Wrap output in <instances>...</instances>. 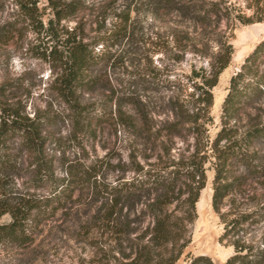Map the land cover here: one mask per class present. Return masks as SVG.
<instances>
[{
  "label": "trees",
  "instance_id": "obj_1",
  "mask_svg": "<svg viewBox=\"0 0 264 264\" xmlns=\"http://www.w3.org/2000/svg\"><path fill=\"white\" fill-rule=\"evenodd\" d=\"M46 1L40 6L42 0H12L15 10L0 24V50L20 45V51L49 64L52 94L63 105L71 129L66 137L58 135L54 126L61 112L52 104L29 115L20 100L13 101V87L0 85V248L32 245L50 219L84 197L90 198L91 212L78 238L92 240L96 234L103 240L80 264H176L191 241L189 225L197 218L196 204L210 163L212 207L223 224L219 241L234 248L225 264H264V108L259 104L264 96V40L231 76L221 128L213 139L209 134L213 88L235 53L234 25L264 22V0H246L245 7L226 0H130L120 10L110 2ZM143 5L155 18L182 26H173L169 51L176 48L210 59L209 67L192 65L182 75L186 84H173L152 61L130 72L128 84H169L172 95L160 119L151 103L134 93L114 103L91 100L100 84L112 87L111 71L124 66L117 53L132 38L131 27ZM108 19L113 22L110 28ZM89 22L98 25L92 38ZM224 22H230V31L221 28ZM213 43L217 49L210 54ZM98 45H103L99 52ZM178 57L182 54L171 56ZM188 84L192 92L175 94ZM245 116L254 118L241 130ZM107 127L127 143V159L120 153L89 161L66 155L67 143L95 142ZM190 138L191 147L173 156L176 140ZM110 171L120 173L114 181L108 178ZM128 172L133 176L127 178ZM225 205L229 208L223 211ZM6 215L9 220L1 222ZM259 225L258 241H249L245 231ZM190 258L189 264H215L209 255Z\"/></svg>",
  "mask_w": 264,
  "mask_h": 264
},
{
  "label": "rangeland",
  "instance_id": "obj_2",
  "mask_svg": "<svg viewBox=\"0 0 264 264\" xmlns=\"http://www.w3.org/2000/svg\"><path fill=\"white\" fill-rule=\"evenodd\" d=\"M88 4H101L110 2L116 8L124 9L130 0H86ZM228 4L236 3L243 7L246 6V0H226ZM47 1L42 0L40 6L46 5ZM15 7L12 0H0V24H2L13 13ZM49 11V10H47ZM114 21H116L114 19ZM112 19L107 20V28H110ZM68 26H73L74 22H67ZM181 25L165 19L155 18L148 7L143 5L137 15V19L132 25L134 34L132 38L124 42L121 50L117 55L125 60L124 66L111 71L112 87L106 84H100L99 91L94 92L92 99H113V103L118 98H123L124 94L134 93L143 101H147L156 118L160 119L165 116L166 104L172 91L168 90L169 84H128L132 79L130 72H134L138 68L136 66H147L151 63L161 69L163 74L168 75L170 80H175L173 84H186L183 74L188 73L191 66L209 67L210 59L208 56H200L197 53L186 51L181 52L172 49L175 54H182V58L172 59V52L169 47H173V39L170 32L173 26ZM234 36L232 43L235 53L230 65L221 73L217 85L213 88L214 105L211 109L213 124L210 126V137L213 139L221 128L222 103L228 92L229 80L231 76L240 69L246 57L253 51L255 46L264 40V22L243 25L235 23ZM97 23H88L87 34L89 37L96 36ZM224 31H230L232 25L230 22H224L221 25ZM33 34L29 33L28 38H32ZM103 45H98L96 51L103 49ZM211 52L217 49L216 43L211 44ZM116 49V48H115ZM113 49V50H115ZM121 55V56H120ZM133 62V65L130 63ZM119 64V62H117ZM118 66V65H117ZM54 76L51 67L47 62L36 57L31 52L20 51L18 47H11L0 50V85L9 84L13 87L15 97L13 101L20 100L25 105L26 112L33 115L34 111L45 109L48 104H52L54 109L61 112L55 126L54 131L64 137L70 134V122L63 117V105L59 104L51 91ZM184 91L176 90L177 95L183 97L193 88L190 84ZM111 86V85H110ZM174 86V85H171ZM11 91V92H13ZM11 93H9L10 95ZM259 104L264 108V96ZM115 108V105L112 107ZM129 108V107H128ZM253 116H245L240 122L241 130L251 122ZM264 119V115L262 116ZM65 119V121L63 120ZM100 139L93 142L91 139H85L78 144L73 142L67 143L70 149L66 152L67 156H75L80 160H92L94 158L103 157L109 153L111 158L119 155L123 159H127L129 149L127 143L120 142L116 139L113 130L107 127ZM193 139L176 140L172 154L176 158L181 156L191 144ZM106 145L108 148H104ZM121 148V149H120ZM148 153H153L149 151ZM61 154L57 153L59 157ZM156 155V154H155ZM154 155V156H155ZM150 158L151 161L155 157ZM112 162H116L113 159ZM141 162L144 161L141 159ZM206 184L200 192L199 200L196 204L197 218L189 225L190 242L181 255L176 264H189L191 256L209 255L215 264H225L226 260L234 253L232 245H226L219 241L223 233V224L218 214L212 207L213 179L214 170L210 167V163L206 164ZM56 171L61 173V164L57 162ZM108 178L114 181L120 173L110 171ZM133 176L132 172H128L126 177ZM23 179H20V185ZM23 186H20L22 189ZM90 198L82 197L81 203L76 204L67 211H59L52 219H50L36 237L32 245L27 247H7L0 248V264H80L84 260H89L102 244V238L95 234V239L78 238L80 226L90 217ZM141 206V205H140ZM139 206V210L140 207ZM229 205L223 207V211L228 210ZM9 216L2 218L1 222H7ZM148 220L144 221L142 228L147 225ZM82 231V230H81ZM262 226H252L245 231V237L249 241L256 243L260 237ZM243 233V232H242ZM98 241V243H97ZM93 242V243H92ZM96 242V244H94ZM96 245V246H95Z\"/></svg>",
  "mask_w": 264,
  "mask_h": 264
}]
</instances>
